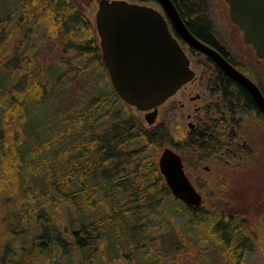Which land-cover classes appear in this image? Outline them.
Instances as JSON below:
<instances>
[{
	"label": "trees",
	"instance_id": "1",
	"mask_svg": "<svg viewBox=\"0 0 264 264\" xmlns=\"http://www.w3.org/2000/svg\"><path fill=\"white\" fill-rule=\"evenodd\" d=\"M172 2L188 29L227 57L228 46L207 18L209 0ZM0 13V264H160L151 226L161 210L166 206L177 221L189 213L194 226L203 221L199 206L170 194L158 168L164 144L180 147L163 123L145 128L109 80L97 79L104 64L96 29L75 0H0ZM18 28L25 46L10 55ZM52 41L73 53L88 86L72 111L52 101L67 89L60 65L45 73L32 51L36 42L40 52ZM206 59L226 101L254 106L244 87ZM186 146L208 156L221 145L215 135L195 133ZM234 220L229 214L210 223L207 238L218 254L211 264H250V240ZM163 237L164 247L182 251L178 236Z\"/></svg>",
	"mask_w": 264,
	"mask_h": 264
},
{
	"label": "rangeland",
	"instance_id": "2",
	"mask_svg": "<svg viewBox=\"0 0 264 264\" xmlns=\"http://www.w3.org/2000/svg\"><path fill=\"white\" fill-rule=\"evenodd\" d=\"M10 1L13 2L14 0ZM75 1L95 27V13L98 8L97 0ZM147 5L162 11L158 4L150 3ZM208 5L207 18L214 28L218 30L222 40L231 49L240 66L245 71L254 74L253 71L259 68V64L253 61L256 58L254 50L243 40L242 31L231 22L228 3L226 0H209ZM16 19L18 17H12L9 27L15 24ZM18 30L19 28L16 29V34L21 31ZM24 42V32H19L11 39L8 53L10 55L14 53L12 48H23L25 46ZM36 44L32 51H36L37 61L41 63L45 73L51 65H60L64 73L61 83L66 85L67 89L63 96L52 100L55 107L58 110L64 107L71 109V111L74 110L77 104L81 102L78 101L76 95L81 90L88 88V86H86L85 80H81L78 77L79 72L75 67L77 62L73 59V53H62L61 48L54 46L53 41L44 42L42 45L44 48L38 52V42ZM181 45L190 57L191 67L195 71L194 80L188 82L158 107L155 124L151 126L145 120L143 111L136 110L133 106H130L132 112L145 128L160 123L167 127L171 139L174 143H177L180 149L173 144H164L162 149L169 146L181 154L186 175L202 195V203L199 206L202 210V215L200 214L201 216L198 219H203V221H199L195 226L186 220L187 217L185 216L189 213L179 217L177 221L176 218H172L173 213L165 210L166 206L161 210L162 215L160 214L156 219H153L155 222L151 226V236L156 246L161 249V255H159L160 264H211V259L217 258L218 254L214 252L212 242L208 241L210 240L207 238L208 227L217 218L219 219L225 215L229 217V214L235 217L233 225L239 229V232L243 231L250 240L247 256L249 263L264 264V160L252 158L251 156L235 159L228 158L225 155L221 159L215 156H206L205 159L200 160V157L191 152L189 147L184 144L189 133L188 123L204 117L207 114L205 113L207 112L205 107L217 100L210 95L211 90L206 87L213 71V66L206 61L205 57L191 52V47L188 45L184 43ZM39 69L37 68L34 71L38 72ZM16 74L17 71L13 70V76H16ZM96 77L101 83H105L107 79L110 82L109 74L105 67ZM43 80L44 82L49 80L47 74ZM197 94H200L201 98L196 99ZM181 102L184 103L182 107ZM198 106L201 107V111L194 115V111ZM211 110L212 108L209 109L210 116L213 115ZM188 114H191V118L187 117ZM244 119L245 124H248L247 127L249 126L248 128L245 126L246 130L251 135L247 136L248 133H244L240 141H244L246 138L249 144L258 143V146H256L259 149L258 152L261 150L264 153V124H258L254 122V119H249L247 116ZM245 127H243L242 132H244ZM161 150L157 152V156ZM165 214L166 216H164ZM170 233L181 239L182 251L176 252L171 246L169 248L167 246L164 247L165 244L161 240L164 238L163 236Z\"/></svg>",
	"mask_w": 264,
	"mask_h": 264
},
{
	"label": "water",
	"instance_id": "3",
	"mask_svg": "<svg viewBox=\"0 0 264 264\" xmlns=\"http://www.w3.org/2000/svg\"><path fill=\"white\" fill-rule=\"evenodd\" d=\"M163 13L145 3L129 0H97L95 29L103 64L116 93L130 106L144 112L149 125L155 123L158 106L195 77L191 60L179 37L207 56L230 77L244 86L264 111L259 88L216 49L196 37L186 26L172 0H158ZM231 21L264 57V0H226ZM158 168L170 194L198 207L202 195L185 174L180 154L166 146L158 155Z\"/></svg>",
	"mask_w": 264,
	"mask_h": 264
},
{
	"label": "flooded vegetation",
	"instance_id": "4",
	"mask_svg": "<svg viewBox=\"0 0 264 264\" xmlns=\"http://www.w3.org/2000/svg\"><path fill=\"white\" fill-rule=\"evenodd\" d=\"M161 12L163 13V15H165L163 11H161ZM166 21H167L168 26L171 29V31L178 37L180 43L181 44L184 43L187 45V43H185L179 37L177 32L174 30V28L171 25L170 20L168 18H166ZM234 25H236V24H234ZM236 27H237V25H236ZM204 43H206V42H204ZM206 44H208V43H206ZM246 44L252 47V45H250L248 43H246ZM208 45L213 47L210 44H208ZM213 48L216 49L215 47H213ZM218 52L222 56H224L220 51H218ZM199 53H200V51H199ZM254 53H255V50H254ZM255 56H256V54H255ZM208 57L209 56H207L205 54V59ZM209 58L211 59V61L214 62V60L211 57H209ZM225 58L235 68H237L240 72H242L244 75H246L259 88L260 92L262 93V95L264 97V57L256 56L255 60H253L259 64V68L258 69L255 68L256 71L254 69H253L254 71L252 70L254 72V74H251L250 72L245 71L243 69V67L240 66L237 59L234 57L233 53L231 52L230 48L228 50V55ZM101 59H102V57H101ZM206 61L209 62L208 59H206ZM102 62H103V60H102ZM214 64H216V63L214 62ZM210 65H212V64H210ZM212 69H213V71H215L214 67H212ZM213 71H212V73H211V75L207 81L206 87H207V89L211 90L210 95L212 97L216 98L217 101H215L214 103L209 104V105H207V103H206L207 106L205 105L206 106L205 110H207V112H205V113H207V114L204 117H201L199 119L197 118L195 122L190 121L188 123L189 133H188V138L184 142V144L187 145L191 136L194 135L195 133H202L204 136L207 134H212V135H215V138L217 140V144L219 146L220 145L221 146L219 147V150L213 152L212 154L208 155L207 157L215 156V157H218L221 159L225 155L228 158H235L236 159L239 157L241 158V157H247V156L250 157L251 156L252 158L254 157L257 159L264 160L263 151L260 150L258 152L259 149H257V147H256V146H258V143H254V144L251 143L252 144L251 145L247 142L246 138L244 139V141H240L242 139V137L244 136V133L245 134L248 133L247 136L251 135V133H249L246 130V127L248 124L247 125L245 124L244 118L247 116V118H249V119H254V122H257L258 124H260V123L264 124V111L260 108V106L256 102L255 98L252 96V94L244 86H242L240 83H238L236 80H234L232 77L231 78L237 84L241 85L242 87H244L248 91L249 95L253 99L254 106H252L250 108L238 106L237 108H235L234 105H232V104H235V102L237 101L234 97H233L232 102H230L228 99L226 101L222 96L221 89L215 85V82H217V77H216V75H214ZM194 78L192 80H194ZM192 80H190V81H192ZM190 81H188V82H190ZM186 84H184V85H186ZM182 87H180L179 89H181ZM195 98L199 99V98H201V95L197 94V96ZM182 106H184V103L181 102V107ZM210 108H212V110H211L213 113L212 116L209 115V109ZM199 111H201V107L198 106V107H196V110L194 111V115H197V113ZM187 117L191 118V114H188ZM149 126H151V125H149ZM243 127H245L244 132H242ZM180 156H181V154H180ZM199 157H200V160H202L203 158L205 159L206 156H203V154L199 153ZM181 158H182V156H181ZM226 160H228V159H226ZM182 162H183V158H182ZM226 162H228V161H226ZM183 168H184V162H183ZM184 171H185V169H184ZM190 207H192V206H190Z\"/></svg>",
	"mask_w": 264,
	"mask_h": 264
}]
</instances>
